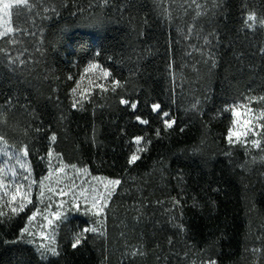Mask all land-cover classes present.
I'll use <instances>...</instances> for the list:
<instances>
[{
    "label": "trees",
    "instance_id": "trees-1",
    "mask_svg": "<svg viewBox=\"0 0 264 264\" xmlns=\"http://www.w3.org/2000/svg\"><path fill=\"white\" fill-rule=\"evenodd\" d=\"M12 25L0 141L27 149L39 174L52 150L120 183L104 230L73 248L89 226L74 217L48 258L20 238L31 207L13 214L0 190V264H264V165L228 141L240 105L264 148V0H28ZM89 63L108 78L76 99Z\"/></svg>",
    "mask_w": 264,
    "mask_h": 264
},
{
    "label": "rangeland",
    "instance_id": "rangeland-1",
    "mask_svg": "<svg viewBox=\"0 0 264 264\" xmlns=\"http://www.w3.org/2000/svg\"><path fill=\"white\" fill-rule=\"evenodd\" d=\"M27 1L25 0V3L19 6L26 5ZM3 3H11L12 7L9 9L8 15H4L0 11V33H3L0 38L14 32L12 13L16 7H19L14 0H0V8H2ZM249 16L252 19L248 20L251 25H254L255 17ZM7 29H11V31H7ZM106 78L108 76L103 75V69L99 65L97 68L88 70L84 81L74 93L75 98L82 97L93 84ZM234 109L238 115H233L230 130L236 133L232 138L233 141H237V137H239V142L232 144L243 147L251 162H263L264 165L259 117L248 107L237 105ZM253 140H258L260 147H254L252 145ZM145 146L146 143L142 139L139 144H136L135 153L138 148L144 149ZM141 152L137 154L139 155ZM0 154L5 158V162L0 168V180H2L0 190L4 194L7 192L8 195L5 196L9 197L10 200L19 205L23 203V208L31 207L32 213L21 231L20 238L31 245L41 257L53 256L46 251L47 248H55L58 252L60 229L65 222L74 217H82L88 220L89 226L87 228L95 227L97 233L104 230L106 211L119 185L112 182L117 179L93 175L85 167L67 164L52 150L45 156V171L42 174H39L38 169L30 165L27 156L24 155V149H12L1 140ZM17 156L20 157L19 161L16 159ZM8 159H11V164L6 163ZM25 176L27 179H24ZM18 186L19 192L17 193ZM14 193L16 196L15 199H12ZM94 200H98L99 203L93 209ZM74 202L79 204V210L73 208ZM57 212H61L66 219H57L54 215ZM30 217L32 219H29ZM25 229L27 231H24ZM78 233L83 235L86 232L81 230ZM41 245L44 247L41 248ZM41 252H45V255L42 256Z\"/></svg>",
    "mask_w": 264,
    "mask_h": 264
},
{
    "label": "snow or ice",
    "instance_id": "snow-or-ice-1",
    "mask_svg": "<svg viewBox=\"0 0 264 264\" xmlns=\"http://www.w3.org/2000/svg\"><path fill=\"white\" fill-rule=\"evenodd\" d=\"M14 2H15V4H16L17 6H19V5H21V4H24V3H25V0H14ZM11 7H12V4H11V3H3V6H2V8H0V11H2V12L4 13V15H8V14H9V9H10ZM18 14H19V10H18ZM248 19L251 20L252 17L249 16ZM7 31H11V29H7ZM0 35H3V33H0ZM97 67H98L97 64H95V63H89L88 68L85 69V70L88 71V70H90V69L97 68ZM103 75H104L105 77H107V76L109 75V72H108L107 70H103ZM249 99H251V97H250ZM261 99H264V98H261ZM121 103L127 104L128 101H123V100H122ZM73 106L75 107V105H73ZM152 107H153V110L155 111V110H157V109L160 108V105H158V104H154ZM194 107H195V105H194ZM131 108H132V109H135V108H136V104H135V103H132V104H131ZM228 110H229V109H224V111H228ZM232 111H233V115H238V113L236 112L235 109H232ZM162 115H163L164 117H168V116H169V113H168V112H163ZM262 115H264V114H262ZM137 120H140V117H137ZM140 122L143 123V124H147V123H148L147 120H140ZM164 123H165V125H166L167 127H171V123L169 122V120H165ZM157 135H159V131H157ZM234 135H236V133H234L232 130H229V133H228V141H229L230 144H231V143H234V142H239V137H237V141H233L232 138H233ZM55 139H56V137H55V135H53V136L51 137V140L55 141ZM142 139H143V137H139V136L135 137V142H136V144H139L140 141H141ZM252 145H253L254 147H260V142H259L258 140H253V141H252ZM262 150H264V148H262ZM140 151H144V149H143V148H138V149H137V152H136V153H133V154L131 155V157H130V159H129V163H130V164H131V163H135V161L138 160V159L140 158L139 155L137 154V153L140 152ZM27 154H28L27 149H25V150H24V155H27ZM16 159H17V161H19V160H20V157L17 156ZM21 166H23V165H21ZM24 179H27V177L25 176ZM112 183L118 185V184L120 183V181H119V180H116V181H113ZM0 185H2V180H0ZM18 192H19V186L17 187V193H18ZM5 195H8V193L6 192ZM15 196H16L15 193L12 194V199H15ZM98 203H99L98 200H94L93 203H92V208H93V209L96 208ZM23 207H24V205H23V203H22V204H20L18 207H14V208H12V213L15 214V213H17L18 211H23ZM61 207H62V206H61ZM73 208H74L75 210H79V204H76V203L74 202V204H73ZM89 210H91V209H89ZM97 214H98V213H97ZM3 215H5V213L0 212V216H3ZM34 215H35V213L33 214V216H34ZM54 215L56 216L57 219H66L65 216H62V213H61V212H57V213H55ZM29 219H32V217H30ZM50 223H51V221H50ZM24 231H27V229H25ZM82 231H83V232H89V231H90V232H96L97 229H96L95 227H92V228H85V229H83ZM81 235H82V233H77V234H76V236H75V238H74V242L72 243V247H73V248H75V247L81 242ZM40 247L43 248L44 246L41 245ZM46 251H47V252H50L52 255H57V254H58V253L56 252V249H55V248H47ZM41 255H42V256L45 255V252H41ZM211 264H215V262L213 261V262H211Z\"/></svg>",
    "mask_w": 264,
    "mask_h": 264
}]
</instances>
